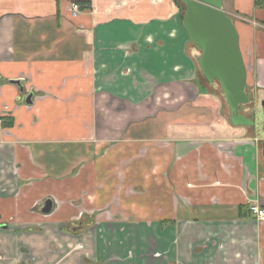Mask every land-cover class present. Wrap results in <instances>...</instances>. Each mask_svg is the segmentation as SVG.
<instances>
[{
	"label": "crops",
	"instance_id": "0c3cea01",
	"mask_svg": "<svg viewBox=\"0 0 264 264\" xmlns=\"http://www.w3.org/2000/svg\"><path fill=\"white\" fill-rule=\"evenodd\" d=\"M262 1L235 127L174 0H0V264H264Z\"/></svg>",
	"mask_w": 264,
	"mask_h": 264
},
{
	"label": "water",
	"instance_id": "95a60500",
	"mask_svg": "<svg viewBox=\"0 0 264 264\" xmlns=\"http://www.w3.org/2000/svg\"><path fill=\"white\" fill-rule=\"evenodd\" d=\"M185 8L182 26L189 40L200 50L198 68L209 83L217 81L235 127L254 126V122L239 113V107L249 104L245 92V69L238 48L234 24L222 10V0H179ZM19 84V82H12ZM31 96L26 103L31 104ZM264 158V145L262 147ZM52 203L46 200L41 210L49 214Z\"/></svg>",
	"mask_w": 264,
	"mask_h": 264
},
{
	"label": "built area",
	"instance_id": "2783aa9c",
	"mask_svg": "<svg viewBox=\"0 0 264 264\" xmlns=\"http://www.w3.org/2000/svg\"><path fill=\"white\" fill-rule=\"evenodd\" d=\"M70 7V12L72 17H77L79 13L81 12L80 6L77 5L76 3H71L69 5ZM251 214L253 218L255 219L256 222L263 224L264 223V206L261 205H253L251 207Z\"/></svg>",
	"mask_w": 264,
	"mask_h": 264
},
{
	"label": "rangeland",
	"instance_id": "374dc122",
	"mask_svg": "<svg viewBox=\"0 0 264 264\" xmlns=\"http://www.w3.org/2000/svg\"><path fill=\"white\" fill-rule=\"evenodd\" d=\"M71 3L73 4L74 2H71ZM183 6H184L183 4H180V7L183 8ZM222 9H223V12L226 11V12L232 13L231 12L230 0H223ZM80 10H81V8H80ZM73 18H76V17H73ZM231 20L233 21V23L235 22L232 17H231ZM221 100L224 103V101H223L224 99H221Z\"/></svg>",
	"mask_w": 264,
	"mask_h": 264
},
{
	"label": "trees",
	"instance_id": "16d2710c",
	"mask_svg": "<svg viewBox=\"0 0 264 264\" xmlns=\"http://www.w3.org/2000/svg\"><path fill=\"white\" fill-rule=\"evenodd\" d=\"M259 1H260V0H255V4L258 5V4H259ZM261 1H262V0H261ZM262 2H263V1H262ZM174 3H175L176 6H178V8H179V10H180L179 13L183 15L184 12H185V8H184V6H183V8L180 7V4H182V3H181L179 0H174ZM76 4L79 5L80 8H82L81 5H84V3H81V4L76 3Z\"/></svg>",
	"mask_w": 264,
	"mask_h": 264
}]
</instances>
